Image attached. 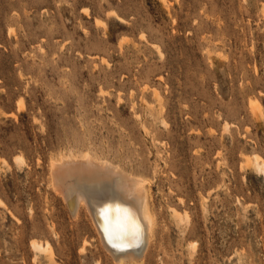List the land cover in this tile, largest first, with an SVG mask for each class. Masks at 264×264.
I'll use <instances>...</instances> for the list:
<instances>
[{
	"label": "rangeland",
	"instance_id": "374dc122",
	"mask_svg": "<svg viewBox=\"0 0 264 264\" xmlns=\"http://www.w3.org/2000/svg\"><path fill=\"white\" fill-rule=\"evenodd\" d=\"M87 152L146 179L137 264H264V0H0V264H117L50 183Z\"/></svg>",
	"mask_w": 264,
	"mask_h": 264
},
{
	"label": "bare ground",
	"instance_id": "6f19581e",
	"mask_svg": "<svg viewBox=\"0 0 264 264\" xmlns=\"http://www.w3.org/2000/svg\"><path fill=\"white\" fill-rule=\"evenodd\" d=\"M252 105L260 106L259 103ZM256 112L254 111V113ZM254 159L252 160L255 161ZM256 164L260 169L263 168V164L258 163L257 159ZM50 166V183L54 188L52 189L67 202L66 204L73 214H70L73 216L72 218L77 217L81 208L85 207L91 216L101 244L115 263H142L153 241L156 226L155 214L150 208L146 179L130 173L108 159L97 158L88 152L79 156L61 155L59 158L53 159ZM102 202H105L104 210L111 208L108 209L106 215L104 214L106 217L104 227L108 229L111 237L101 231L93 214L94 211L100 210ZM116 203L122 207L117 206ZM169 210L175 212L172 208ZM174 216L177 215L173 214ZM179 216L182 215L179 214L177 217L180 218ZM180 220L182 221V218ZM136 221L139 223L140 230L137 229ZM33 239L31 247L42 252L49 249V243L45 242L46 244L42 245ZM108 244H113L116 247H128L117 250L111 249Z\"/></svg>",
	"mask_w": 264,
	"mask_h": 264
},
{
	"label": "water",
	"instance_id": "95a60500",
	"mask_svg": "<svg viewBox=\"0 0 264 264\" xmlns=\"http://www.w3.org/2000/svg\"><path fill=\"white\" fill-rule=\"evenodd\" d=\"M117 204V206H119V204L118 203H116ZM104 205H105V202H102V204L100 205V210L98 211V212H93V214L95 215V218H96V221H97V223H98V225H99V227H100V229H101V231L105 234V235H107V236H110L111 237V235H110V233H109V231H107L108 229H106V227H104L106 224H105V215L107 214V211H109L111 208L109 207L108 209H106V210H104ZM119 207H122V206H119ZM105 214V215H104ZM137 222V221H136ZM101 225H102V228H101ZM137 229L138 230H140V226H139V223L137 222ZM139 233V232H138ZM111 243V242H110ZM109 245V247L111 248V249H124V248H127V247H116L115 245H113V244H108ZM112 245V246H111Z\"/></svg>",
	"mask_w": 264,
	"mask_h": 264
}]
</instances>
